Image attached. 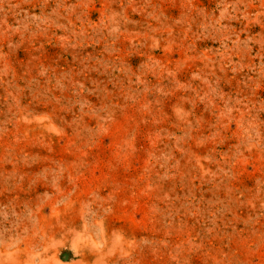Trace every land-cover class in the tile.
<instances>
[{"label":"rangeland","instance_id":"obj_1","mask_svg":"<svg viewBox=\"0 0 264 264\" xmlns=\"http://www.w3.org/2000/svg\"><path fill=\"white\" fill-rule=\"evenodd\" d=\"M0 264H264V0H0Z\"/></svg>","mask_w":264,"mask_h":264}]
</instances>
